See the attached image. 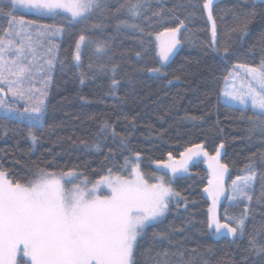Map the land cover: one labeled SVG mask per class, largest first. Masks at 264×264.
Segmentation results:
<instances>
[{
	"label": "trees",
	"instance_id": "16d2710c",
	"mask_svg": "<svg viewBox=\"0 0 264 264\" xmlns=\"http://www.w3.org/2000/svg\"><path fill=\"white\" fill-rule=\"evenodd\" d=\"M122 3L124 0H108L107 8L93 12L82 23L16 13L25 20L62 26L64 34L57 40V63L44 106L43 128L31 130L37 140L33 142L26 121L0 120V170L25 183L39 168L55 172L74 169L80 178L94 182L108 175V169L130 174L125 160L134 161L139 153L143 173L154 179L161 173L155 168L156 161H165L168 153L178 159L186 148L203 144L210 153L224 146L228 189L237 176L247 174L249 158L256 161L258 176L264 175L260 159L264 136L249 130L251 109L217 103L237 65L255 67L264 59V6L260 1H216L214 41L203 0H147L136 19L126 10L116 11ZM180 20L185 23L179 36L182 43L161 69L162 74L151 73L149 69L161 67L156 36L177 27ZM120 21L138 24L143 31L118 27ZM6 27L7 20L0 17V29ZM81 34L105 44L106 50L99 53L95 45H84L81 67H76L73 56ZM114 65L119 66L116 79L120 83L112 94ZM105 122L111 127L103 129ZM209 178L207 166L199 161L189 173L171 179L180 193L179 202L175 199L162 222L148 228L139 240L136 264H156L161 252L169 253L171 264H178L179 252L185 258L196 257L198 264H264L249 245L252 237L264 242V198L259 203L256 199L261 191L259 179L254 185L246 234L234 239L216 237L207 227L211 200L204 189ZM228 199L227 194L221 206L222 219L225 209L235 217L244 208L245 202L230 205ZM159 234H166L167 239L162 240Z\"/></svg>",
	"mask_w": 264,
	"mask_h": 264
},
{
	"label": "snow or ice",
	"instance_id": "6c2138e0",
	"mask_svg": "<svg viewBox=\"0 0 264 264\" xmlns=\"http://www.w3.org/2000/svg\"><path fill=\"white\" fill-rule=\"evenodd\" d=\"M213 4L214 0H203L202 8L212 22L214 41ZM260 4L264 6V0H260ZM146 5L147 0H136L135 3L124 0L116 11L126 10L130 18L136 19L141 17V9ZM107 7L108 0H0V17L7 20V27L0 29V120L26 121L33 142L37 140L31 130L43 128L44 100L35 96L39 89L34 92L28 85L38 70L46 77L45 84L51 80L58 51V45L53 44L41 57L39 38L56 37L64 32L62 26L25 20L23 15L18 17L16 13L24 10L52 18L63 17L69 23H82L93 12H102ZM120 25L143 31L138 24L127 21H120L117 26ZM182 28H185V23L180 20L177 27L166 28L157 35L161 67L149 69L151 73L162 74L161 69L182 43L179 38ZM33 35L38 39L33 40ZM82 45H95L99 53L106 50L105 44H96L84 34L79 35L73 56L76 67H81ZM227 54V49H224L225 58ZM140 55V52L136 53L137 57ZM41 59L46 61V69L40 64ZM118 67L114 65L111 68L112 94L120 83L116 79ZM236 68L243 70V78L239 85L233 83L230 88H225L217 103L245 111L251 109L252 116L247 117L251 124L249 130L259 131L264 136V59L255 67L237 65ZM238 75L235 71L230 73V76ZM44 95L46 93H41ZM21 100L25 101L22 110L15 106ZM110 127L106 122L103 124V129ZM115 134L112 128V135ZM198 157L207 158L211 173L208 187L204 189L211 199V206L207 209V227L217 236L244 237L258 179L261 191L256 197L257 202L264 198V175L258 176L256 161L249 158L245 165L247 174L237 176L230 185L232 194L229 200L236 204L245 202L243 211L233 217L225 209L222 219L219 205L227 191L225 176L229 166L221 163L219 150L215 155H209L203 144H195L186 148L179 160L168 153L166 161H156L157 168L164 171L155 177V183L145 179L139 153L135 154L134 161L125 160L124 167L131 168L130 178L113 175L108 169V175L94 183L87 179L77 183L80 177L74 169L55 172L39 168L25 183L14 181L7 171L0 170V264H136L139 240L148 228L162 222L174 199L179 202L180 193L171 186V179L178 173H186L189 163ZM260 159L264 163V152L260 153ZM102 186L109 190L107 194H101ZM159 235L162 240L167 239L166 234ZM249 245L264 260V242L252 237ZM159 257L156 264H171L168 252H161ZM177 257L178 264H198L196 257L185 258L183 252H179Z\"/></svg>",
	"mask_w": 264,
	"mask_h": 264
},
{
	"label": "rangeland",
	"instance_id": "374dc122",
	"mask_svg": "<svg viewBox=\"0 0 264 264\" xmlns=\"http://www.w3.org/2000/svg\"><path fill=\"white\" fill-rule=\"evenodd\" d=\"M216 1H218V0H214V3L216 2ZM260 1V0H259ZM19 11H23V12H25L24 10H19ZM35 14V13H34ZM39 15V14H38ZM63 34H64V32L61 34V35H59V36H56V37H47V38H43V37H41V38H39L40 39V41H41V45L42 46H40L39 48H38V52H39V54H40V56L41 57H44L45 56V54H46V50H47V48L48 47H50L51 45H53V44H55V45H58V43H57V40L58 39H61L62 37H63ZM157 37V36H156ZM38 38L35 36V35H33V40H37ZM157 40V39H156ZM158 42V41H157ZM59 46V45H58ZM83 46L84 45H82V47H81V55H82V51H83ZM178 47H179V45H178ZM83 48V49H82ZM58 52V51H57ZM173 57V56H172ZM171 57V58H172ZM47 58H50V56L49 57H47ZM171 60V59H170ZM81 61V60H80ZM40 64L41 65H45V69H46V61L44 60V59H41L40 61ZM170 62V61H169ZM168 62V63H169ZM56 59L54 60V64L56 65ZM167 63V64H168ZM54 71V70H53ZM53 71H52V73H51V77L53 76ZM237 72V73H239V75L238 76H230L229 75V77L227 78V81H226V84H225V88H230L231 86H232V84L233 83H235V84H237V85H239V81H240V79L241 78H243V75H244V73H243V70L242 69H239V68H234L232 71H231V73H233V72ZM53 78V77H52ZM52 78H51V80L50 81H48L47 82V84H45V80H46V77H44V74H43V72L42 71H37L36 73H35V78L31 81V83L28 85L29 87H31L33 90H34V92H35V90L36 89H39L40 91L39 92H35V96L37 97V98H42L43 100H44V106H45V103H46V98H47V93H48V88H49V86H50V83L52 82ZM225 88H224V90H225ZM41 93H46V95H44V96H41ZM25 104V101H23V100H21V101H18L17 103H16V107H20L21 108V110H22V106ZM204 148H205V146H204ZM205 150L207 151V149L205 148ZM217 150H219L220 151V161H221V163H224L223 161H222V155H223V152H224V146L221 148L220 146H219V148L217 149ZM208 152V151H207ZM209 153V155H215V153H210V152H208ZM180 158H178L177 160H179ZM167 160V159H166ZM165 160V161H166ZM199 161H204V163H205V165L207 166V168H208V170H209V174L211 175V173H210V169H209V161L207 160V158H205V157H198V158H194V160L192 161V162H190L189 163V165H188V171L186 172V173H178L176 176H175V178L176 177H178V176H181V175H184V174H187V173H189L190 172V169H191V167H192V165L194 164V163H196V162H199ZM140 163V162H139ZM140 168H141V165H140ZM155 168L158 170V171H160L161 173H158L157 174V176L156 177H158L159 175H161L162 174V172L164 171V170H161V169H158L157 168V166H156V163H155ZM129 169L131 170V168L129 167ZM141 171H142V169H141ZM143 172V171H142ZM78 174V173H77ZM113 175H121V176H127V177H129L130 178V174H131V172H130V174H128V175H123V174H115V173H112ZM79 175V174H78ZM169 175H170V173H169ZM144 176H145V179H147L150 183H155L156 182V179L154 178V179H150V178H148L145 174H144ZM228 176H229V171H228V173L226 174V176H225V187H226V189H227V191L225 192V194H224V196H222L221 197V200H220V205H219V211H221V206H222V203L224 202V200H225V198H226V196H227V194H228V197H230L231 196V187L229 186V189H228V186H227V180H228ZM175 178H173V179H175ZM100 179V178H99ZM99 179H97V180H99ZM165 179L166 180H168V178H167V176L165 177ZM84 180V178H80L78 181H77V183H80L81 181H83ZM95 182V181H94ZM93 182V183H94ZM171 186H172V183H171ZM69 187H70V185H69ZM89 187H91V184H89ZM173 187V186H172ZM174 189V188H173ZM108 189L106 188V187H103L102 186V188H101V194L103 195V194H107L108 193ZM210 198V197H209ZM175 200V199H174ZM211 200V199H210ZM243 202V201H242ZM241 203V202H240ZM228 204H230V205H236V202H230V200L228 199ZM214 235L216 236V237H222L223 235H221V236H217L215 233H214ZM230 237V236H229ZM232 238V237H231Z\"/></svg>",
	"mask_w": 264,
	"mask_h": 264
}]
</instances>
